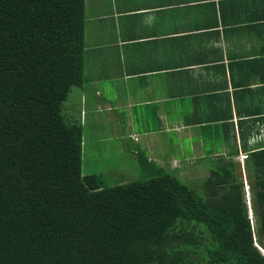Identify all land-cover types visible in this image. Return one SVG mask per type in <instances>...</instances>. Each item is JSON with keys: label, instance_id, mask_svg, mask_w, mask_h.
I'll return each mask as SVG.
<instances>
[{"label": "trees", "instance_id": "trees-1", "mask_svg": "<svg viewBox=\"0 0 264 264\" xmlns=\"http://www.w3.org/2000/svg\"><path fill=\"white\" fill-rule=\"evenodd\" d=\"M84 49V0H0V264H264L263 147L244 165L255 224L233 159L194 187L129 147L139 179L84 173Z\"/></svg>", "mask_w": 264, "mask_h": 264}, {"label": "crops", "instance_id": "crops-1", "mask_svg": "<svg viewBox=\"0 0 264 264\" xmlns=\"http://www.w3.org/2000/svg\"><path fill=\"white\" fill-rule=\"evenodd\" d=\"M84 2L85 80L68 111L87 128L121 114L123 152L167 169L264 148V0Z\"/></svg>", "mask_w": 264, "mask_h": 264}, {"label": "rangeland", "instance_id": "rangeland-1", "mask_svg": "<svg viewBox=\"0 0 264 264\" xmlns=\"http://www.w3.org/2000/svg\"><path fill=\"white\" fill-rule=\"evenodd\" d=\"M72 95L80 99L79 94L76 90L72 91ZM76 106L78 100H75ZM93 123L89 124V129L85 130L84 138V152H83V171L88 173L90 171L102 172L107 183L112 184L115 181L118 182L123 177L116 173L117 171L112 168H126L130 179H139V170L136 162L130 157L129 154L123 152L124 145L128 144V137H119L117 134L121 132V122L123 116L119 113H107L101 111L94 113ZM190 149L189 146H186ZM114 152V153H112ZM132 154V152H130ZM121 155V156H120ZM117 158V159H116ZM241 160V161H240ZM238 163L242 164V172L238 174L239 180H241L245 187V198L249 207V214L253 224L256 223V214L253 210V194L250 188V184L247 177V171L245 169V155ZM182 166H174L169 162L166 164L170 170H177L174 172L176 175L180 174L182 179L187 182L190 186L194 187L196 183L204 181L205 177L203 174L205 168L203 167L204 162L199 160H188L182 161ZM188 165L185 169L183 166ZM130 171V172H129ZM200 189V188H198Z\"/></svg>", "mask_w": 264, "mask_h": 264}]
</instances>
